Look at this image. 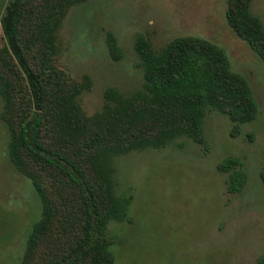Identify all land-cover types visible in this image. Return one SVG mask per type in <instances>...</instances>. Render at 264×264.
<instances>
[{"label": "trees", "instance_id": "16d2710c", "mask_svg": "<svg viewBox=\"0 0 264 264\" xmlns=\"http://www.w3.org/2000/svg\"><path fill=\"white\" fill-rule=\"evenodd\" d=\"M84 2L10 0L0 22L7 44L0 51V94L12 131L9 155L43 204L22 264H114L117 241L109 227L129 222L132 199L115 194L113 158L182 137L207 150L209 113L231 121L232 137L260 116L249 81L234 72L218 45L178 37L156 52L148 38L139 37L134 50L144 89L124 97L110 88L103 111L87 117L78 98L89 84L72 82L54 63L56 32L69 9ZM252 2L228 0L226 19L264 63V24ZM108 45L112 59L120 60L113 36ZM217 171L227 175L228 194L243 191L247 175L240 158H225ZM260 178L264 187V168Z\"/></svg>", "mask_w": 264, "mask_h": 264}, {"label": "rangeland", "instance_id": "374dc122", "mask_svg": "<svg viewBox=\"0 0 264 264\" xmlns=\"http://www.w3.org/2000/svg\"><path fill=\"white\" fill-rule=\"evenodd\" d=\"M228 0H87L69 9L56 32L54 63L74 83L89 84L79 96L87 117L101 113L105 92L124 97L144 89L143 65L134 45L150 40L156 52L178 37H199L226 51L234 72L249 81L260 116L230 135L231 121L209 113L210 149L186 138L163 147L113 158L114 191L131 198L129 222H112L114 264H258L264 256V63L226 19ZM10 0H0V22ZM252 12L264 24V0ZM113 36L122 58L114 61ZM7 47L0 23V51ZM19 69V68H18ZM18 79L26 82L19 69ZM12 131L0 94V264H22L43 204L31 179L9 155ZM182 145V148L179 146ZM238 157L247 183L226 192L219 162Z\"/></svg>", "mask_w": 264, "mask_h": 264}]
</instances>
